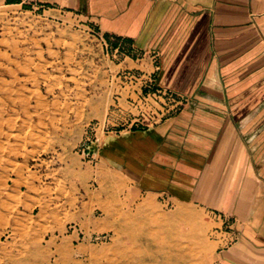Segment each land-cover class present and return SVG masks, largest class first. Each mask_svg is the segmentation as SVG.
<instances>
[{"label":"crops","instance_id":"obj_1","mask_svg":"<svg viewBox=\"0 0 264 264\" xmlns=\"http://www.w3.org/2000/svg\"><path fill=\"white\" fill-rule=\"evenodd\" d=\"M0 10L36 16L33 74H69L63 60L82 36L118 73L187 98L160 125L107 136L100 174L209 214L217 264H264V0H0Z\"/></svg>","mask_w":264,"mask_h":264},{"label":"rangeland","instance_id":"obj_2","mask_svg":"<svg viewBox=\"0 0 264 264\" xmlns=\"http://www.w3.org/2000/svg\"><path fill=\"white\" fill-rule=\"evenodd\" d=\"M35 18L0 10V264H217L209 214L100 174L103 140L163 121L174 99L82 36L69 74H33Z\"/></svg>","mask_w":264,"mask_h":264},{"label":"built area","instance_id":"obj_3","mask_svg":"<svg viewBox=\"0 0 264 264\" xmlns=\"http://www.w3.org/2000/svg\"><path fill=\"white\" fill-rule=\"evenodd\" d=\"M43 1L44 0H22V2L24 4H27V5H37V4L42 3ZM139 76H141V75H139ZM154 83H155V80H154ZM154 86H156V83L154 84ZM157 92L158 93H163L165 96L173 98L174 102L177 105V112L174 113L173 115L168 116L163 121H161V122H159V123H157L155 125H149V126H145V127H142V128H150V127H154V126H157V125H160V124L164 123L165 121H167V120L175 117L176 115H178L186 107V105L188 104V99L187 98L182 97V96H180V95H178V94H176L174 92H171V91H168V90H164V89H161V88H158V87H157ZM144 99L147 100L146 97ZM142 101H144V100L142 99ZM137 128L140 129V127H137Z\"/></svg>","mask_w":264,"mask_h":264},{"label":"bare ground","instance_id":"obj_4","mask_svg":"<svg viewBox=\"0 0 264 264\" xmlns=\"http://www.w3.org/2000/svg\"><path fill=\"white\" fill-rule=\"evenodd\" d=\"M165 224L166 223H163V225H165ZM149 233H151V232H149ZM149 235H151V234H149ZM152 239H153V243L155 246H161V245L164 246L165 245V241L162 239H158L157 237H153V236H152ZM162 254L165 256H169V253H167V252H163ZM124 264H133V263H131L128 259Z\"/></svg>","mask_w":264,"mask_h":264}]
</instances>
